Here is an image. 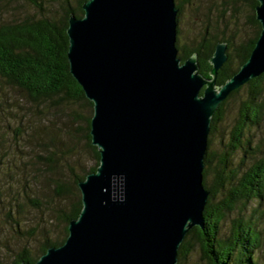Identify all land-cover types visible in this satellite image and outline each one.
Returning <instances> with one entry per match:
<instances>
[{
	"label": "water",
	"instance_id": "obj_1",
	"mask_svg": "<svg viewBox=\"0 0 264 264\" xmlns=\"http://www.w3.org/2000/svg\"><path fill=\"white\" fill-rule=\"evenodd\" d=\"M257 1L259 38L222 86L227 43L216 45L210 78L196 55L183 62L175 0H87L83 17L70 16V73L93 103L100 164L78 184L83 207L66 241L34 264H178L187 234L205 230L212 119L264 73V0Z\"/></svg>",
	"mask_w": 264,
	"mask_h": 264
},
{
	"label": "rangeland",
	"instance_id": "obj_2",
	"mask_svg": "<svg viewBox=\"0 0 264 264\" xmlns=\"http://www.w3.org/2000/svg\"><path fill=\"white\" fill-rule=\"evenodd\" d=\"M5 1L6 3H3ZM49 9H58L52 0H40ZM181 3L178 39L193 47L204 36L232 42L234 54L244 42L255 37L251 23L252 0H175ZM5 4V7L3 5ZM5 12L7 14H5ZM35 14L25 0H0V21ZM235 56V55H234ZM250 88H242L224 106L223 119L209 134L212 157L207 185L222 171L221 160L239 176L252 163L264 159V85L254 104L262 113L256 124L247 126L240 146L231 149L232 132L250 100ZM93 112L75 104L41 108L0 78V260L10 262L28 248L38 254L46 243L64 235L63 211L75 200L73 173L95 164L85 140L87 117ZM54 159V163L49 160ZM225 170V169H224ZM251 218L261 232V250L256 260L264 264V198L238 204L222 224L220 235L229 234L235 218ZM209 264L195 240L188 258L178 264Z\"/></svg>",
	"mask_w": 264,
	"mask_h": 264
},
{
	"label": "trees",
	"instance_id": "obj_3",
	"mask_svg": "<svg viewBox=\"0 0 264 264\" xmlns=\"http://www.w3.org/2000/svg\"><path fill=\"white\" fill-rule=\"evenodd\" d=\"M25 1L34 8V15L25 18H4L0 21V78L10 87L22 92L32 104L41 108L52 105L64 107L79 104L93 112V103L85 97L81 86L70 73L67 57L69 18L71 15L78 18L83 17L82 7L87 0H52L58 7L55 10L47 8L40 0ZM186 1L189 2V0ZM252 1L253 15L250 21L257 27L256 35L244 42L234 51V54L228 52L229 58L218 72L217 86L225 84L228 79L239 71L251 55L259 38L261 26L255 17V7L258 5V1ZM3 3L6 2L3 1ZM3 7H5V4ZM177 8L179 9V22L182 11L181 3L177 4ZM5 14L7 13L5 12ZM219 42L227 43V50L232 47L230 40H217L207 36H204L193 47L181 45L178 39L179 57L184 62L191 56L196 55L199 72L210 78L209 73L212 65L209 60ZM263 85L264 73L242 87L248 86L250 88V100H248L245 111L241 113L233 129L232 150L240 146L244 130L249 124H256L262 113L259 109H255L254 104L261 95ZM242 88L233 92L220 105L212 119L211 134L215 131L217 123L223 119L224 106ZM91 118H85V140L93 153L95 164L88 170H82L79 173L71 168L73 173L72 185L75 189L76 198L67 211L61 212V218L64 222L63 237L56 242L46 241L38 254H33L28 248H24L22 253L12 261L8 263L0 260V264H22L23 262L34 264L45 254L48 248L58 247L66 241L69 234L68 225L71 220L79 217L83 207L78 184L88 174L95 172L100 164L99 150L91 143ZM209 146L205 157L204 170V185L210 193L204 210L205 230L194 228L187 234L178 252L179 261L188 258L196 240L202 247L204 258L209 264H259L256 260V253L262 247L261 232L251 218H235L232 221L229 234L225 237H221L220 232L226 217L235 211L238 204L245 205L253 200L260 201L264 198V159L252 163L239 176L233 171L226 172L228 166L224 163L225 160H221L222 171L216 172L214 183L208 186L206 180L212 161ZM49 161L54 163L55 160L50 159Z\"/></svg>",
	"mask_w": 264,
	"mask_h": 264
}]
</instances>
